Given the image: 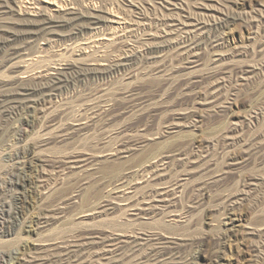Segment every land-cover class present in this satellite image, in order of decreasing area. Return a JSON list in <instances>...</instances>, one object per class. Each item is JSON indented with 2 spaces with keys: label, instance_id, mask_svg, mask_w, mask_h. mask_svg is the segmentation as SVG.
Listing matches in <instances>:
<instances>
[{
  "label": "rangeland",
  "instance_id": "obj_1",
  "mask_svg": "<svg viewBox=\"0 0 264 264\" xmlns=\"http://www.w3.org/2000/svg\"><path fill=\"white\" fill-rule=\"evenodd\" d=\"M17 1L0 0V253L264 264V0ZM83 10L112 19L75 35Z\"/></svg>",
  "mask_w": 264,
  "mask_h": 264
},
{
  "label": "bare ground",
  "instance_id": "obj_2",
  "mask_svg": "<svg viewBox=\"0 0 264 264\" xmlns=\"http://www.w3.org/2000/svg\"><path fill=\"white\" fill-rule=\"evenodd\" d=\"M58 1V0H57ZM77 1V0H76ZM107 2V1H106ZM106 2H104V3H106ZM109 2V1H108ZM230 2V1H229ZM24 2H22V4H23ZM30 2L28 1V4H29ZM42 3H45L46 5H51V6H55V5H57V7H58V3L56 4V0H31V3H30V5H31V7L32 8H28L29 10L27 11V13H31V14H33V16H37V17H39V16H43L42 15V13H39L38 11H43V10H41L42 9V7H44L43 5H42ZM74 3H75V1H74ZM109 3H112V2H109ZM109 3H108V5H109ZM4 4L5 5H9V7L8 8H11L12 10L11 11H13L14 9H15V11H16V9H18V10H22V9H20L21 8V6H22V4H20L21 6H18V1L17 0H4ZM44 4V5H45ZM113 4V3H112ZM111 4V5H112ZM130 4H131V1H130ZM45 5V6H46ZM77 5V4H76ZM128 5V4H127ZM126 5V6H127ZM49 6H47V7H45V9H46V12L48 13V11H49ZM66 6V5H65ZM93 6V5H92ZM119 6V5H118ZM3 7V6H2ZM20 7V8H19ZM61 7H64V6H62L61 5V3H60V6H59V8H57L58 10L60 9V11H62L61 9ZM75 7V6H74ZM79 7V6H78ZM104 7V6H103ZM107 7V5L105 6V8ZM113 7L115 8V6L113 5ZM121 7V6H120ZM129 7V6H128ZM132 7V6H131ZM82 8V7H81ZM80 8V9H81ZM113 8V9H114ZM37 9H39V10H37ZM54 9H56V7L54 8ZM64 9H65V7H64ZM73 9H76V8H73ZM94 9V8H93ZM107 9V8H106ZM106 9H105V12H106ZM120 9V8H119ZM125 9V8H124ZM123 9V10H124ZM129 9V8H128ZM128 9H126V11L128 10ZM48 10V11H47ZM87 10H88V8H87ZM96 10V9H95ZM102 10V9H101ZM109 10V9H108ZM111 10H112V7H111ZM110 10V11H111ZM115 10V9H114ZM77 11H79V13H80V10L78 9ZM84 11V10H83ZM82 11V12H83ZM89 11V10H88ZM92 10H90V13H87L86 11H84V12H86V14H84V12L83 13H81V14H77V13H75V16H76V18H75V20H77V21H88L87 22V24H85V25H88V23H90L88 26H83L82 25V23L80 22H78V24L77 25H79V24H81L82 26H80L79 28H77V29H75L76 30V32H75V35H79V34H82V33H85V32H88V30H95L96 28H98V27H102L103 25L102 24H104L105 23V21L107 20H110V19H112V18H108L107 16H102V15H99V14H94L93 12H91ZM100 11V10H99ZM104 10H102V12H103ZM16 12H18V11H16ZM50 12V11H49ZM53 12V11H52ZM58 12V11H57ZM74 12V11H73ZM72 11H71V14L73 13ZM104 12V13H105ZM112 12V11H111ZM129 12H131V11H129ZM19 13V12H18ZM46 13V14H47ZM103 13V14H104ZM118 13H120V12H118ZM118 13L115 15V16H117L118 15ZM19 14H21V13H19ZM44 14V13H43ZM53 14V13H52ZM114 13H112V15H113ZM121 14V13H120ZM196 14H197V12H196ZM54 15V14H53ZM60 15V14H59ZM65 15V14H64ZM74 15V14H73ZM123 15H124V13H123ZM55 16V15H54ZM63 16V15H62ZM62 16H61V19L59 18V20H62ZM66 16V15H65ZM65 16H63V17H65ZM68 16V15H67ZM75 16H73V17H75ZM121 16H122V14H121ZM37 17H36V19H37ZM51 17H52V15L50 14V13H48V15L46 16V17H43V21L45 22V24L47 23V24H50V21L53 19V17H52V19H51ZM59 17V16H58ZM113 17V16H112ZM130 17V16H129ZM35 18V17H34ZM57 18V17H56ZM67 18V17H66ZM115 18V17H114ZM122 18H123V16H122ZM23 19V18H22ZM26 18H24V20H25ZM130 19V18H129ZM128 19V20H129ZM27 20H29V19H27ZM31 20V19H30ZM41 20V19H40ZM74 20V21H75ZM114 20L115 19H113V20H111V21H113L114 22ZM123 20V19H122ZM124 20H126V19H124ZM22 21V20H21ZM33 21V20H32ZM54 21L56 22V19L54 18ZM71 21H72V19H71ZM77 21H76V23H77ZM110 21V22H111ZM118 21V20H117ZM29 22H31V21H29ZM38 22H39V20H38ZM38 22L36 23L38 26L39 25H42V24H38ZM63 22V21H62ZM69 22V21H68ZM67 22V23H68ZM73 22V21H72ZM220 22V21H219ZM223 22V21H222ZM24 23H26V22H24ZM27 23H28V21H27ZM74 23V22H73ZM75 23V24H76ZM115 23H116V21H115ZM227 23V22H226ZM30 24H33V23H30ZM35 24V23H34ZM74 24V25H75ZM108 24V23H107ZM192 24V23H191ZM25 25V24H24ZM27 25V24H26ZM64 25V24H63ZM66 25V24H65ZM77 25H75V26H77ZM102 25V26H101ZM112 25V24H111ZM110 25V26H111ZM225 25V24H224ZM49 26V25H48ZM53 26V25H52ZM61 26V25H60ZM68 26V25H67ZM70 26V25H69ZM106 26V25H105ZM109 26V27H110ZM45 27V29L47 28L46 26H44ZM50 27V26H49ZM48 27V28H49ZM114 27V26H113ZM118 27V26H117ZM117 27H114V28H117ZM126 27V26H125ZM220 27V26H219ZM41 28V27H40ZM40 28H39V30H32L33 32H34V35H39L42 31H40ZM51 28V27H50ZM69 28V27H68ZM71 28H73V27H71ZM75 28V27H74ZM112 28V27H111ZM119 28V27H118ZM123 28V27H122ZM127 28V27H126ZM132 28V27H131ZM137 28V27H136ZM221 28V27H220ZM224 28H225V26H224ZM35 29V28H34ZM20 30V29H19ZM17 31V30H15L16 32H21V31H24V30H21V31ZM42 30H44V28H42ZM50 30V29H49ZM51 30H53V29H51ZM71 30V29H70ZM74 30V29H73ZM112 30V29H111ZM119 30V29H118ZM121 30V29H120ZM131 30V29H130ZM132 30H133V28H132ZM214 30H216V29H214ZM218 30V29H217ZM31 31V32H32ZM116 31H117V29H116ZM115 31V32H116ZM123 31H125V30H123ZM127 31V30H126ZM125 31V32H126ZM135 31V30H134ZM133 31V32H134ZM15 32V33H16ZM25 32V31H24ZM24 32H23V35H24ZM26 32H29V31H26ZM26 32H25V34H26ZM46 32V31H45ZM53 32V31H52ZM93 32V31H92ZM98 32V31H97ZM213 32V31H212ZM215 32V31H214ZM218 32V31H217ZM225 32V31H224ZM54 33H55V30H54ZM57 33V32H56ZM101 33V32H100ZM103 33V32H102ZM112 33V32H111ZM124 33V32H123ZM31 34H33V33H31ZM49 34H50V31H49ZM48 34V35H49ZM88 34V33H87ZM86 34V35H87ZM92 34V33H91ZM98 34V33H97ZM125 34V33H124ZM224 34V33H223ZM20 35V34H19ZM18 35V36H19ZM47 35V34H46ZM71 35V34H70ZM104 35V34H103ZM118 35V34H117ZM116 35V36H117ZM217 35V34H216ZM2 36V35H1ZM4 36V35H3ZM14 36V35H13ZM31 36V35H30ZM101 36V35H100ZM115 36V37H116ZM125 36V35H124ZM219 36V35H218ZM22 37V36H21ZM43 37V36H42ZM46 37V36H45ZM45 37L43 38V39H45ZM48 37V36H47ZM81 37H83V36H81ZM5 38V37H4ZM13 38V37H12ZM32 38H33V36H32ZM31 38V39H32ZM52 38V37H51ZM50 38V39H51ZM75 38V37H74ZM85 38V37H84ZM83 38V39H84ZM112 38H114V36L112 37ZM221 38V37H220ZM219 37H218V39H220ZM3 39V38H2ZM15 39H16V37H15ZM25 39V38H24ZM28 39V38H27ZM30 39V38H29ZM34 39V38H33ZM32 39V40H33ZM46 39H48V38H46ZM91 39V38H90ZM217 39V41H219ZM87 40H88V37H87ZM18 41V40H17ZM52 41V40H51ZM90 41V40H89ZM1 42H2V40H1ZM5 42V41H4ZM3 42V43H4ZM7 42H8V40H7ZM9 42H12V41H9ZM83 43H84V41H82ZM77 43V42H76ZM217 43V42H216ZM9 44V43H8ZM7 44V45H8ZM52 45V44H51ZM86 45V44H85ZM122 45V44H121ZM4 46V45H3ZM9 46H11L12 47V45H9ZM79 46H81V45H79ZM5 47V46H4ZM78 47V46H77ZM83 47V46H82ZM82 47H80V48H82ZM86 47H88L89 48V46H86ZM0 48H2L1 46H0ZM18 48V47H17ZM79 48V49H80ZM13 49V48H12ZM15 49H16V47H15ZM64 49V48H63ZM76 49V48H75ZM78 49V48H77ZM118 49V48H117ZM11 50V49H10ZM19 50H21V49H19ZM85 50V49H84ZM66 51H68V49H66ZM73 51H74V48H73ZM83 51V50H82ZM118 51H120V50H118ZM69 52V51H68ZM80 52V51H79ZM134 52V51H133ZM8 53V52H7ZM10 53V52H9ZM9 53H8V55L7 56H9ZM14 53V52H13ZM18 53V52H17ZM16 53V54H17ZM38 53H40V52H38ZM71 53H73V52H71ZM118 54V53H117ZM64 55V54H63ZM136 54H134V55H130V56H135ZM18 56V55H17ZM126 56V55H125ZM128 56V55H127ZM16 57V56H15ZM117 57V56H116ZM129 57V56H128ZM6 58V57H5ZM8 58V57H7ZM6 58V59H7ZM11 58H13V57H11ZM121 58V57H120ZM122 58H124V57H122ZM127 58V57H126ZM43 59V58H42ZM128 59V58H127ZM127 59H125V60H127ZM8 61H10V59H7ZM118 60H120V59H118ZM131 60V59H130ZM128 61V60H127ZM4 62H5V60H4ZM40 63H41V61H39ZM44 62V61H43ZM2 63V62H1ZM0 63V64H1ZM118 65H120L119 63H117ZM117 64L115 63V66L117 67ZM123 64H124V62H123ZM74 65V64H73ZM108 65V64H107ZM107 65H105V66H107ZM121 65H122V63H121ZM124 65H126V63L124 64ZM15 66H17V65H15ZM14 66V67H15ZM28 66V65H27ZM46 66V65H45ZM113 66V65H112ZM77 67V66H76ZM125 67V66H124ZM79 68H80V66H79ZM81 68L83 69L84 67H82L81 66ZM86 68H88V67H86ZM113 68V67H112ZM123 68V67H122ZM72 69V68H71ZM76 69V68H75ZM88 69H90V68H88ZM91 69H93V68H91ZM50 70V69H49ZM85 70V69H84ZM108 70H110V69H108ZM112 70V69H111ZM115 70H117V68L115 69ZM55 71V70H54ZM93 71V70H92ZM92 71H91V73H92ZM94 71H95V69H94ZM93 71V73L92 74H94L95 72ZM96 71H98V70H96ZM44 72H46V69H45V71ZM79 72V71H78ZM80 72H83V71H80ZM86 72H88V71H85V73ZM103 72H105V71H103ZM85 73H84V76H85ZM106 73V72H105ZM47 74V73H46ZM55 74H56V72H55ZM81 74V73H80ZM87 74V73H86ZM48 75H49V73H48ZM47 75V76H48ZM57 75V74H56ZM60 75H61V73H60ZM62 76V75H61ZM41 77V76H40ZM46 77V76H45ZM51 77V76H50ZM57 77V76H56ZM56 77H53V78H56ZM86 77V76H85ZM84 77V78H85ZM58 78V77H57ZM74 78V77H73ZM60 79V78H59ZM79 79H81V78H79ZM54 83H57V82H55L54 80H52ZM64 81H66V80H64ZM4 82V81H3ZM46 82V81H45ZM9 83H10V81H9ZM54 83H52V84H54ZM60 83V82H59ZM58 83V84H59ZM5 84V83H4ZM7 84V83H6ZM12 84V83H11ZM8 85V84H7ZM42 85V84H41ZM37 86H39L40 87V85H37ZM51 86V85H50ZM42 87V86H41ZM57 87V86H56ZM37 88V87H36ZM44 88V87H43ZM58 89V88H57ZM35 90V89H34ZM22 91V90H21ZM53 91V90H52ZM58 91V90H57ZM19 93V92H18ZM51 93V92H50ZM52 94V93H51ZM59 94V93H58ZM54 95V94H53ZM51 96V95H50ZM56 96V95H55ZM43 99V98H42ZM1 101V100H0ZM161 147V146H160ZM16 151V150H15ZM23 152H25V151H23ZM20 153V152H19ZM21 154H22V152H21ZM15 155V154H14ZM18 154H16V156L15 157H17V158H19V156H17ZM20 155V154H19ZM23 155V154H22ZM14 157V158H15ZM21 157V156H20ZM24 157V156H23ZM17 160V159H16ZM19 179V178H18ZM19 181V180H18ZM15 182H17V181H15ZM160 193V192H159ZM8 210H10V209H8ZM47 218V217H46ZM1 229V228H0ZM2 230H3V228H2ZM6 230V229H5ZM1 232V231H0ZM5 232V231H4ZM3 233V232H2ZM1 242V241H0ZM6 244V243H5ZM4 244V245H5ZM8 244V243H7ZM10 244V243H9ZM7 246H9V245H7ZM3 247V246H2ZM11 247V246H10ZM4 248V247H3ZM7 249V248H6ZM4 251H7V250H4ZM19 250L18 249H16L15 250V253H13L12 251H7V252H3L2 254L0 253V264H32V261H30V260H28V259H26V258H23V257H20V256H17L18 255V253L20 252H18ZM18 252V253H17ZM17 253V254H16ZM90 258V257H89ZM34 259V258H33ZM88 259V258H87ZM85 260V259H84ZM94 260V259H93ZM54 261V260H53ZM57 261V260H56ZM82 261V260H81ZM87 261V260H86ZM62 262V261H61ZM61 262H60V264H61ZM39 263H41V262H39ZM78 263H80V262H78ZM94 263V262H93Z\"/></svg>",
  "mask_w": 264,
  "mask_h": 264
}]
</instances>
